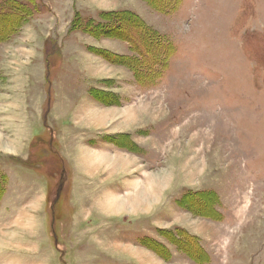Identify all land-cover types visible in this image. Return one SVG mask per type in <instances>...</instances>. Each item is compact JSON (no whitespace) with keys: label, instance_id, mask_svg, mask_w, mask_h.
<instances>
[{"label":"rangeland","instance_id":"1","mask_svg":"<svg viewBox=\"0 0 264 264\" xmlns=\"http://www.w3.org/2000/svg\"><path fill=\"white\" fill-rule=\"evenodd\" d=\"M21 9L0 39V264H264V0ZM123 11L175 50L148 86L97 53L127 43L83 29Z\"/></svg>","mask_w":264,"mask_h":264},{"label":"trees","instance_id":"2","mask_svg":"<svg viewBox=\"0 0 264 264\" xmlns=\"http://www.w3.org/2000/svg\"><path fill=\"white\" fill-rule=\"evenodd\" d=\"M21 1L22 0H6V2H4V6L0 5V24H13L11 29L3 30L1 32V34H3L0 36L1 41L2 39H8L17 31V26L21 23V18L24 17L25 14L23 9H21ZM144 1H146L156 11L162 14H167L173 12L174 10L176 11L182 0H170L168 4L162 3L164 0ZM7 10H11L12 12ZM102 18V23H99L98 25H94L92 23L85 25L83 27L84 31L89 33L94 38L116 39L127 43L132 56H119L120 59H118V56L115 54L113 55L110 52L97 51V53L104 56L105 59L109 60L108 62L112 64L124 65L132 70L135 79L140 86H148V84L150 85L151 83L159 80L161 75L168 69L169 61L175 53L173 46L165 40V37L150 28L136 14L130 11L103 13ZM18 22L19 24L16 25ZM75 27L76 29L81 28L78 19L74 22V28ZM4 182L5 178L2 177L1 179L0 177V197L4 191L2 188V184ZM197 194L199 193L190 192V194H187L185 197H194L193 201L191 200V203L184 202L182 207L193 214L217 220L216 216L218 214L213 208L216 203L212 201V199H210V206L208 208L206 206L205 208L206 212L210 209L211 213H206L198 208V211H195L196 207H192V203L195 204L196 202H199L202 205L203 201L201 200V196H203L204 193L199 195ZM190 256H194V258H192L197 260L199 263L203 260H198L194 254H190ZM205 261L203 260V262Z\"/></svg>","mask_w":264,"mask_h":264},{"label":"crops","instance_id":"3","mask_svg":"<svg viewBox=\"0 0 264 264\" xmlns=\"http://www.w3.org/2000/svg\"><path fill=\"white\" fill-rule=\"evenodd\" d=\"M115 40H116V39H115ZM118 41H119V40H118ZM121 42H122V41H121ZM31 138H33V136H31L30 139H31ZM63 143H65V142H63ZM63 143H62V149L65 148ZM27 145H29V143H28ZM97 148H98V147H97ZM65 149H66V148H65ZM66 150H68V149H66ZM66 156L70 157L69 155H66Z\"/></svg>","mask_w":264,"mask_h":264}]
</instances>
